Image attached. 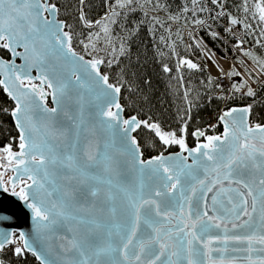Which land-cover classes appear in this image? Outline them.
Returning <instances> with one entry per match:
<instances>
[{"label":"snow or ice","instance_id":"obj_1","mask_svg":"<svg viewBox=\"0 0 264 264\" xmlns=\"http://www.w3.org/2000/svg\"><path fill=\"white\" fill-rule=\"evenodd\" d=\"M106 2L90 20L78 0L73 24L61 0H0V193L32 220L30 232L0 230V264L29 255L38 264H264V123L253 118L264 0H240L235 12L234 0H185L177 12L162 0ZM137 12L143 18L125 27ZM146 22L154 38L166 34L168 51H156L176 58L181 87L183 69L209 72L207 101L225 105L208 125L219 134L190 130L188 88L176 127L137 108L122 58ZM246 98L253 103L230 106ZM5 207L0 200V220L12 218Z\"/></svg>","mask_w":264,"mask_h":264},{"label":"trees","instance_id":"obj_2","mask_svg":"<svg viewBox=\"0 0 264 264\" xmlns=\"http://www.w3.org/2000/svg\"><path fill=\"white\" fill-rule=\"evenodd\" d=\"M171 5V11L177 12L184 5L185 0H162ZM61 3L65 5L62 8V18L68 19L69 23L76 24L78 16V0H61ZM240 0H234V6L232 11L235 12V4H239ZM85 13L90 20L100 19L108 10V3L106 0H86ZM163 17V13L160 14ZM143 17L139 12L128 16L125 21V27L133 28ZM150 23L146 22L140 25V31L128 40L130 47V55L126 58H122V66L127 68V78L134 84L139 86V96L133 95L132 99L137 101V108H143L144 111L153 115L156 119L162 121L169 127L177 126V119L179 114H183V110L186 107L182 95L184 88L191 90V97L194 99V106L192 108V121L190 122V130L193 128H207V134L220 133L222 128L218 127L215 130L208 128L209 121L206 116L214 113L221 106L225 107L222 102L214 101L209 103L206 98L204 83L207 80L208 72H196L188 69L182 70L184 77L183 87H181L174 77L177 76L175 71L176 58L171 59L167 57H160L157 54L156 49L159 48L162 51L168 50L159 42L160 35H166L162 29H157L155 38L149 34ZM81 30L80 26H76V31ZM115 35L125 36L127 35L121 28H115ZM79 51V48H77ZM177 51L182 56H187L193 59L195 62H200L199 58L195 54L187 53L184 51L183 46H178ZM162 63H168L173 68L171 74H165L162 72ZM149 81L150 83H145ZM256 103L253 108V118L256 122L264 123V90L257 89ZM199 94V95H198ZM125 96L128 94L125 93ZM141 96H146L147 101L140 99ZM7 98L0 92V104L7 105ZM248 103H253L252 98H246L244 100L237 99L230 102V106H243ZM217 123V121H215ZM4 127L11 130L12 124L10 121H5ZM7 134V133H6ZM10 134L14 135V131ZM0 141L7 142L3 135H0ZM189 145L193 146L194 141L189 137ZM172 150H175L172 149ZM149 152H152L149 149ZM152 154H155L152 152ZM148 155V152L145 153ZM14 259V258H10ZM25 264H38L37 261L30 255L26 258Z\"/></svg>","mask_w":264,"mask_h":264},{"label":"water","instance_id":"obj_3","mask_svg":"<svg viewBox=\"0 0 264 264\" xmlns=\"http://www.w3.org/2000/svg\"><path fill=\"white\" fill-rule=\"evenodd\" d=\"M17 63H23V61L18 60ZM49 105L53 106L51 100H49ZM0 200L5 201L6 205L2 214L12 217L9 220H0V230L30 232L32 228L31 215L24 207L23 202L17 201L15 197H10L3 193H0Z\"/></svg>","mask_w":264,"mask_h":264},{"label":"built area","instance_id":"obj_4","mask_svg":"<svg viewBox=\"0 0 264 264\" xmlns=\"http://www.w3.org/2000/svg\"><path fill=\"white\" fill-rule=\"evenodd\" d=\"M173 27L175 28L176 26L174 25ZM225 67H227L226 64H225ZM211 74L213 76L217 75L216 70L212 69L211 70ZM225 87H227V83L226 82H225ZM221 110H222V107H220L214 114H209V115L206 116L207 119H210L209 125L213 123L214 118L220 113Z\"/></svg>","mask_w":264,"mask_h":264},{"label":"rangeland","instance_id":"obj_5","mask_svg":"<svg viewBox=\"0 0 264 264\" xmlns=\"http://www.w3.org/2000/svg\"><path fill=\"white\" fill-rule=\"evenodd\" d=\"M213 46H215V45H213ZM218 54H221L220 52H219V50H218ZM177 149H175V150H172V151H176Z\"/></svg>","mask_w":264,"mask_h":264}]
</instances>
